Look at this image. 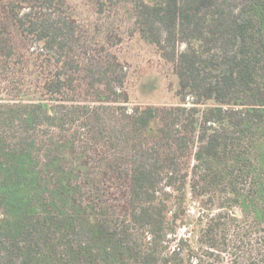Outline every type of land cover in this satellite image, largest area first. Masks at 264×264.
<instances>
[{
	"label": "trees",
	"instance_id": "1",
	"mask_svg": "<svg viewBox=\"0 0 264 264\" xmlns=\"http://www.w3.org/2000/svg\"><path fill=\"white\" fill-rule=\"evenodd\" d=\"M0 264H264V0H0Z\"/></svg>",
	"mask_w": 264,
	"mask_h": 264
},
{
	"label": "rangeland",
	"instance_id": "2",
	"mask_svg": "<svg viewBox=\"0 0 264 264\" xmlns=\"http://www.w3.org/2000/svg\"><path fill=\"white\" fill-rule=\"evenodd\" d=\"M82 4V5H80ZM79 17L87 20V14L89 8L87 4L79 1L77 2ZM121 15L125 20V26L131 28L132 26V10L131 7H125L121 9ZM124 29V28H123ZM123 40L122 45L119 47L120 56L126 59L129 77H128V86L130 90L134 87L135 82L139 80L149 81V75L156 76L159 82L154 85L159 86V90L156 91L155 95L153 92L141 93L137 89H133V94L131 100L134 102L142 103H152L159 105H168L170 103H176L178 101L177 96L174 93V88H176V79L172 73L171 66L161 59L152 45L144 43L140 38L137 37V34L134 36L128 35ZM153 81L151 80V83ZM157 90V89H156ZM191 197L187 195V206L191 210L192 214L198 212V205L194 202H191ZM181 234H187L186 228L179 231Z\"/></svg>",
	"mask_w": 264,
	"mask_h": 264
}]
</instances>
